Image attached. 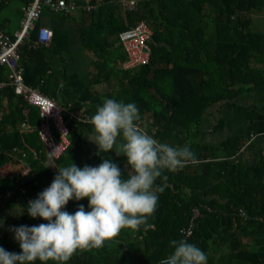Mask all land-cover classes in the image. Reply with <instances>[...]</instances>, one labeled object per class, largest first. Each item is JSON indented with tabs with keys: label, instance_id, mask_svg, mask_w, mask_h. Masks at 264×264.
I'll return each mask as SVG.
<instances>
[{
	"label": "trees",
	"instance_id": "16d2710c",
	"mask_svg": "<svg viewBox=\"0 0 264 264\" xmlns=\"http://www.w3.org/2000/svg\"><path fill=\"white\" fill-rule=\"evenodd\" d=\"M9 1L0 0V28L5 27L2 13ZM17 1L23 6L31 2ZM99 1L94 9L84 11L89 22L79 32L83 45L100 57V74H109L112 58L116 67L126 59L118 41L120 31L139 21L152 29L150 61L124 70L127 80L118 98L138 105L141 119H151L148 128H154L153 135L161 142L178 133L199 136L202 117L210 106L248 91L264 90V64L257 57L264 35L250 29V13L263 9L264 0H136V7L130 10H124L118 0ZM30 52L36 71H46L41 50L32 45ZM116 71L121 70L117 67ZM5 92L12 109L0 117V217L4 218L0 245L18 252L19 244L9 226L46 222L26 211L19 215L20 205L28 202L26 196L34 198L48 186L58 167L71 161L81 167L95 165L102 157L83 150L76 133L79 126L69 121L70 145L52 165L48 164L36 129L15 126L23 119L25 101L11 87L1 94ZM28 119L31 125L39 120L33 106ZM221 124L222 119L214 129ZM188 144L197 161L175 172L166 170L168 186L159 193L155 212L146 222L151 227L122 228L102 247L78 249L65 264H159L172 250L170 241L183 237L179 229L189 219L192 207L199 204L210 210L200 208L193 233L187 238L206 253L241 250L242 239L254 234L263 233L264 238V146L247 165L236 155L242 145L239 137H229L216 147L198 141ZM254 144L250 142L247 148ZM31 149L38 151L37 157L32 156ZM19 151L26 152L21 163ZM116 163L126 178L130 166ZM27 165L30 174L25 176L22 170ZM162 182V178L156 180L157 184ZM10 190L13 193L7 196ZM80 203L87 205V197L69 200L66 207L75 211ZM30 264L58 262L36 260Z\"/></svg>",
	"mask_w": 264,
	"mask_h": 264
},
{
	"label": "clouds",
	"instance_id": "9594fccd",
	"mask_svg": "<svg viewBox=\"0 0 264 264\" xmlns=\"http://www.w3.org/2000/svg\"><path fill=\"white\" fill-rule=\"evenodd\" d=\"M138 105L107 97L87 118L93 127L89 140L100 152L114 149L126 157L130 166L125 178L121 167L111 158H101L95 165L82 167L75 162L56 167L48 186L20 205L19 215L41 217L39 224L10 225L20 251L0 245V264H30L55 261L65 264L78 249L102 247L105 240L122 228L139 229L148 225L157 207L159 193L167 185L165 170L178 171L197 156L191 145L161 142L141 124ZM28 171L25 172L27 174ZM162 183L157 184V178ZM87 197L75 211L66 207L69 200ZM4 218L0 217V227ZM172 250L159 264H207V253L187 236L170 241Z\"/></svg>",
	"mask_w": 264,
	"mask_h": 264
},
{
	"label": "crops",
	"instance_id": "0c3cea01",
	"mask_svg": "<svg viewBox=\"0 0 264 264\" xmlns=\"http://www.w3.org/2000/svg\"><path fill=\"white\" fill-rule=\"evenodd\" d=\"M22 6L23 4L21 5L17 0L9 1L7 9L2 13V19L5 20V27L2 29L6 32L12 34L19 27ZM13 9L17 19L11 18ZM88 22L87 13L83 10L66 15L44 8L35 21V27L49 28L50 42L48 45L37 44L36 30H33L19 47L26 84L38 88L44 94L67 105L71 110L79 111L87 118L95 112L97 105L101 104L105 98L120 99L118 96L121 86L126 84L127 80L123 78V72L127 69L123 68V63H121L117 65L121 71L117 72V67L113 64L114 58L111 59L112 62L109 65V74L99 73L97 64L100 57L94 51L87 49L80 38L79 29ZM250 27L251 31L264 35V8L251 11ZM32 45L41 50L46 65L44 72L36 71V62L30 52ZM257 57L264 64V41L261 43ZM7 73L8 68L2 66L0 78L5 79ZM11 103L6 92L0 95V117L12 109ZM220 119H222V126L214 129ZM21 122L22 120L15 126L22 130L35 128L38 123L31 125L28 119V127H24ZM74 124L79 126L76 133L80 135L81 144L86 153H95L100 157L111 158L115 162L127 165L126 157L117 155L114 149L100 152L97 146L89 140L93 127L90 123ZM200 130L199 136L186 137L184 133H178L166 142L183 145L190 141H198L200 144L216 147L229 137H239L243 143L254 135L255 138L251 142L255 144L250 148L246 147L237 155L245 164H251L264 146V90L248 91L237 95L230 101L213 104L203 115ZM42 150L49 164L47 152L43 148ZM263 240V233L244 237L242 239L244 247L241 250L219 255H214L212 252L207 253V264H264Z\"/></svg>",
	"mask_w": 264,
	"mask_h": 264
},
{
	"label": "built area",
	"instance_id": "2783aa9c",
	"mask_svg": "<svg viewBox=\"0 0 264 264\" xmlns=\"http://www.w3.org/2000/svg\"><path fill=\"white\" fill-rule=\"evenodd\" d=\"M100 1L91 2V0H31L27 5L21 8V17L19 27L12 33L6 32L0 28V68L6 66L8 73L5 79L0 78V95L4 88L11 87L14 94L21 97L26 105L22 108L21 125L28 127L29 108L35 107L38 110L39 120L35 129L43 149L52 159L58 158L70 145V127L68 122L75 121L86 124L87 116L77 110H71L67 105L61 104L55 98L41 92L38 88L26 84L24 81L23 68L20 61L19 47L30 32L36 30L35 41L40 45H48L51 40V31L44 26L35 27V21L40 16L42 10L47 8L52 12L63 14H72L77 10L91 11ZM121 7L125 9H134L136 0H118ZM36 28V29H35ZM152 36V29L144 22L139 21L134 25L118 33V41L126 59L122 66L125 69H132L150 61L151 48L149 41ZM141 124L150 134L154 133V128H148L151 119H141ZM255 138L252 135L246 139L236 155L246 149L250 142ZM14 151L17 149L13 148ZM20 152V151H19ZM31 154L35 158L38 151L31 149ZM26 152L21 151L19 161L23 162ZM30 167L27 165L22 170L23 175L30 174ZM27 174H25V172ZM21 193H25L23 188H19ZM10 190L6 195H11ZM29 201V197L26 196ZM204 207L210 210V207L199 204L191 209V214L186 224L179 229L182 236H190L195 228L196 218L200 216V208ZM241 216L245 218V212L241 211Z\"/></svg>",
	"mask_w": 264,
	"mask_h": 264
},
{
	"label": "rangeland",
	"instance_id": "374dc122",
	"mask_svg": "<svg viewBox=\"0 0 264 264\" xmlns=\"http://www.w3.org/2000/svg\"><path fill=\"white\" fill-rule=\"evenodd\" d=\"M13 8H15V7L13 6ZM14 11H15V10L13 9V12H14ZM13 12H12V13H13ZM12 13H11V15H12L11 18L13 17L14 19H17V16H16L15 12H14L13 14H12ZM12 169H13L14 172H15V170H16L17 168H16L15 165H13V166H12Z\"/></svg>",
	"mask_w": 264,
	"mask_h": 264
},
{
	"label": "water",
	"instance_id": "95a60500",
	"mask_svg": "<svg viewBox=\"0 0 264 264\" xmlns=\"http://www.w3.org/2000/svg\"><path fill=\"white\" fill-rule=\"evenodd\" d=\"M47 158H48V161H49V164H53V159H52V157L49 155V154H47Z\"/></svg>",
	"mask_w": 264,
	"mask_h": 264
}]
</instances>
